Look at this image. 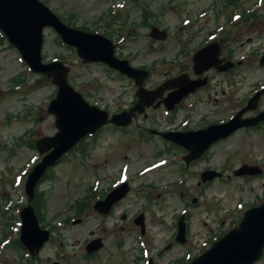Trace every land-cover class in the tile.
<instances>
[{
  "label": "rangeland",
  "instance_id": "obj_1",
  "mask_svg": "<svg viewBox=\"0 0 264 264\" xmlns=\"http://www.w3.org/2000/svg\"><path fill=\"white\" fill-rule=\"evenodd\" d=\"M44 1L56 13L74 16L77 24L89 28L109 3ZM132 5L136 7L138 2ZM152 5L149 10L158 14L155 26L167 32L166 38L137 36L149 34L150 27H146L125 34L121 49L122 54H134L132 66L150 73V84L176 75L181 67L175 61L185 58L183 53L199 45L205 36L216 37L219 48L231 46L236 55L252 56L255 64L264 50V0H155ZM138 19L139 15L133 14L118 24L127 32L126 27L134 29L132 21ZM98 24L96 28L106 34L105 26ZM46 32L43 61L58 59L69 66L68 83L89 105L111 114L136 104L129 78L99 63H81L73 48L64 46L53 31ZM211 81L224 91L218 96L222 106L197 104L191 110L165 116L162 105H149L145 107L151 108L148 121L143 122L142 113H136V119L124 130L106 125L98 135L82 139L74 151L47 170L31 204L40 227L48 229L50 237L39 253L30 257L17 240L16 209L27 205L24 183L41 158L36 141L57 132L54 117L47 112L56 88L44 76L31 73L0 33V264H146L150 257L154 264H187L235 226L245 210L264 200V177L245 180L233 175L242 164L264 165V129L238 131L213 149L209 153L212 167L232 179L203 189L197 187L203 163L186 169L180 158L183 151L148 136L146 131L141 136L137 127L188 130L206 123V111L211 112V118L226 116L238 106L234 102L264 81V66L243 70L234 85L219 75ZM187 101L194 102L196 97ZM122 180H128L127 195L110 215H99L91 207L92 200ZM183 211L188 213L184 219L186 237L177 243V221ZM139 213L144 215V235L132 222ZM72 220L79 221L71 224ZM96 238L101 239L102 247L95 255L86 254L85 245ZM168 244L170 248L164 250ZM256 264H264V253Z\"/></svg>",
  "mask_w": 264,
  "mask_h": 264
},
{
  "label": "water",
  "instance_id": "obj_2",
  "mask_svg": "<svg viewBox=\"0 0 264 264\" xmlns=\"http://www.w3.org/2000/svg\"><path fill=\"white\" fill-rule=\"evenodd\" d=\"M47 28L52 29L66 45L75 48L77 56L82 59L83 63H104L121 74L133 78L138 85H141L146 76L145 72L135 70L129 67L125 61L116 59L113 56V46L108 39L69 28L39 0H0V31L5 35L9 44L19 52L31 72L45 75L57 89L54 99L50 101L47 108V112L54 117L57 132L53 136H45L36 141L37 151L39 154L45 155L28 175L25 191L29 201L33 197L36 183L45 170L49 166H53L84 136L95 133L107 123L116 126L129 124L134 116L133 113L135 111L141 112V107L147 104L142 101L145 92L140 88L136 94L139 100L138 104L129 111L109 117L107 112L90 106L68 84L69 68L67 66L61 62L45 63L42 61L43 33ZM166 34L165 31L159 29H153L150 33L152 38L161 40L166 37ZM210 50L213 51L212 57L208 55ZM217 53L216 44L206 46L198 51L194 57L195 69L204 65L207 60H215ZM208 67L206 66L204 69ZM185 79V76H181L169 80L162 87V89H170L175 87L176 82H182V85L179 86L180 89L164 100L165 105L179 100L202 83L194 81L190 82L191 85H187V81L184 82ZM256 121L251 119L241 121L240 116H237L227 124L212 125L206 129L182 134H164V137L183 146L190 152L186 158L188 162L189 158L200 156L212 142L227 137L240 127L254 125ZM249 168L244 166L236 171L235 175L252 174L253 172L249 171ZM127 191V184L119 186L103 200L97 201L94 204V209L101 215L108 214L111 207L124 198ZM20 218L22 223L20 241L33 256L48 241L49 232L40 228L30 205L20 211ZM141 218L142 216H139L135 223L139 224L143 230ZM77 222L75 221L73 224ZM184 236V224L180 220L176 241L183 243ZM101 247L102 241L97 238L86 246V252L90 254L98 251ZM263 250L264 203L246 211L237 227L214 242L208 250L189 264H255L262 256Z\"/></svg>",
  "mask_w": 264,
  "mask_h": 264
},
{
  "label": "flooded vegetation",
  "instance_id": "obj_3",
  "mask_svg": "<svg viewBox=\"0 0 264 264\" xmlns=\"http://www.w3.org/2000/svg\"><path fill=\"white\" fill-rule=\"evenodd\" d=\"M41 1L45 4H47L46 1L45 2H44V0H41ZM105 2H109V3H107L106 9L103 12H99L97 14L95 21L93 23L94 27H90V28L88 26L86 27V26L77 24L76 19H74V16H72V17L71 16H61V14L56 13L54 10L53 11L59 17V19L65 25H67L69 27H72L75 29H80L82 31L89 32V33H99V34L106 36L110 40H112L115 44L116 57H118L119 59L127 60L131 65L132 62L135 60V56H134V54H128V53L122 54L121 53V49L125 46V44H123V42L121 40H123L124 38L126 40V38H127L126 35H128L130 32L135 31V30H141L142 29L144 31V29L146 27H150L149 34H148V32L147 33L141 32V33L137 34V36L140 37L142 34L150 36L151 30L154 28H158L157 26H155V22L157 21L158 14L149 10L151 8L150 5H152V3L155 2V0H147V1L146 0H140V1L139 0H105ZM137 2H138V6L133 7L132 4L137 3ZM133 14L139 15V19L136 21H132L134 29L131 28L130 26H127L126 27L127 32H126L124 25L118 24V23H120L119 20L120 19L127 20V18H129V16H132ZM150 20H151V22H153L152 24L149 23ZM98 23H102L105 26L104 29L108 30V32L106 34H103V31L100 29V27L96 28L97 26H99ZM135 26H137L136 29H135ZM150 38L152 40H154L151 36H150ZM220 39H222V38H219V42H220ZM217 40L218 39L215 37L210 40L208 38V36H205V38L203 39V41L199 45L194 46V47L190 48L189 50H187L186 52L183 53L184 56H186L185 61H183L182 59H178L176 61L177 65H179V67H181L179 69V72L176 75H174L172 77L162 78L163 80L156 82L154 84H150L149 80L145 81L144 85H146V86L150 85L151 86V88H148L146 90H153L162 81H164L168 78H174L178 75L186 74V75H188L189 79H191V80H203V81H201L202 83L200 86L196 87L193 91L188 93L187 96H185L184 98L181 99V101H179L177 103H170L169 106L172 105V107H171L172 110L170 111V113H176L178 111H181V112L186 111L188 109V107L186 106V103H188L189 108L193 107L194 105H197V104H205L211 108H213V107L218 108L219 106H222L223 103L218 96H219V92L224 94V91H223V89L218 90L216 88V85L213 86V84H211V83H213L211 80H214V77L215 76L218 77V75H219V76H222L225 81L232 83L234 85L236 78L240 77L243 70H246L250 67H253L254 65H256V67L264 66V50L255 59L256 60V64H255V62L252 61V59H253L252 56H250L248 54L236 55L235 48H233L231 46H227L224 48H221V46L219 48L217 46L218 53L215 55V57H216L215 60H213V61L207 60L204 62V65H200L199 67H197V69H195V64L193 63V55L199 49L205 47L206 45H208L210 43L218 42ZM211 49H212V47H211ZM208 55H210V57H212L213 51L210 50L208 52ZM226 63H231V65H229V64L225 65ZM93 64H96V63H93ZM206 66H209V67L204 70V68ZM138 69H140V68H138ZM143 70H146V69H143ZM202 70H204V71H202ZM200 71H202V72L199 73ZM180 85H182V83H175L174 86H176V87H174L173 89H170L168 91H164L163 93H161L159 95L158 98L155 97L156 95H148V96L144 97V99L147 100L148 102H150V107H153L154 105H157V106L162 105L161 110L163 112L167 111L166 106L163 103V100L166 99L169 94L176 92L178 89V86H180ZM263 89H264V81L259 82L256 85H254L249 91H247L245 93L246 95L243 96V98L240 101L234 102V103H238V106L236 108H234L233 110H231L226 116L219 117V118H211L210 117L211 112L206 111V113H205V119H207L206 123L201 125L200 127L202 128V127H206L208 125H214V124H220V123L226 122L238 113H240L239 116L241 117V119H244V120L261 119L258 122H256L255 125L242 127L240 129L236 130L231 135H229L223 139H219L217 141L212 142L211 144L208 145V147L205 150H203L202 155L199 156L198 159L189 158L188 162L183 159V157L188 152L185 151V149L183 147L181 148V147L177 146L176 144H173L174 146L178 147L179 150L184 152L185 155L181 156V160L185 163L186 169L191 168L192 166H194L200 162L203 163V166L205 168H203L199 172V181L197 182L198 188H203V189L205 188L206 189L210 185H212L216 182L222 181L223 179H226V181H231L232 178L227 176L226 173L218 170V168L212 167V165H211L212 155H210L209 153H211L213 151V149H215L217 146L218 147L221 146V145H219L220 143L226 142L227 140L231 139L236 134V132H238V131L248 130V131L253 132L256 130L264 129V116H263L264 114H262V113H264V92H262ZM135 91H136V87L133 91L134 98H136L135 97ZM191 96L196 97V101H194V103L187 102V100H189V98ZM236 97H239V96L236 94ZM252 99H254V100L252 101V103L249 104V102ZM130 108H127L126 110H128ZM150 109L142 108L143 112H142V114H140L141 115L140 119H142L143 122L151 119L150 117H148L150 115L148 112ZM242 110L244 111L243 113H241ZM182 124H183V122H182ZM116 129L121 130V128H119V127ZM178 129H179V131H190V130H192V129L185 130V129H182L180 127H178ZM178 129L174 128L171 130L177 131ZM171 130H169V131H171ZM164 131H166V130H164ZM151 136L160 139L159 136H153V135H151ZM165 142H167V141H165ZM242 166H248V165L242 164ZM242 166H240V167H242ZM252 166H254L255 168H252L251 172H255L257 174H255V175H247L246 174V175L239 176L237 178H242V179L247 180V179H255V178L264 177V165L252 164ZM233 175H234V173H233ZM102 197H104V195ZM193 200L196 201L197 199L193 198ZM114 206L112 207V209L114 208ZM112 209H111L110 213L112 212ZM137 216L138 217L142 216L140 222H142V225L144 228H143V233H141L140 230H139V232L141 234H144L145 229H146V226L144 223L145 222L144 221V215L142 213H139V215H137ZM135 220H136V218H133L132 222L134 225H137L135 223ZM139 228H140V226H139ZM170 246L171 245L168 244L167 249H169ZM85 252H86V247H85ZM95 254H96V252L89 254V255H95Z\"/></svg>",
  "mask_w": 264,
  "mask_h": 264
}]
</instances>
